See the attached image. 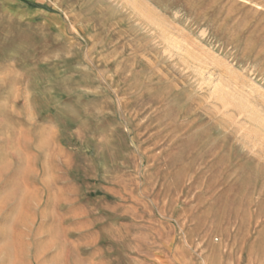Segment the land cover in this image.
<instances>
[{
  "label": "rangeland",
  "instance_id": "1",
  "mask_svg": "<svg viewBox=\"0 0 264 264\" xmlns=\"http://www.w3.org/2000/svg\"><path fill=\"white\" fill-rule=\"evenodd\" d=\"M0 264H264V0H0Z\"/></svg>",
  "mask_w": 264,
  "mask_h": 264
}]
</instances>
